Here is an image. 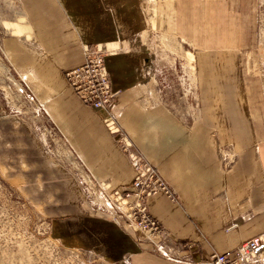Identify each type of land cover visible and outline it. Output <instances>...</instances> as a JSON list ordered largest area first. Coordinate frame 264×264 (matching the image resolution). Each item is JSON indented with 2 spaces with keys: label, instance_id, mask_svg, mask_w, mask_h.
I'll use <instances>...</instances> for the list:
<instances>
[{
  "label": "crops",
  "instance_id": "crops-1",
  "mask_svg": "<svg viewBox=\"0 0 264 264\" xmlns=\"http://www.w3.org/2000/svg\"><path fill=\"white\" fill-rule=\"evenodd\" d=\"M14 1L24 23L10 22L22 34L7 39V56L45 105L39 118L45 131L43 146L23 127L8 139L22 153L38 151L41 158L21 163L38 173V195L45 196L50 219L68 222L78 233L57 238L61 244L108 264H211L213 252L233 254L244 240L264 234V123L241 76L243 0H165L159 20L150 10L159 0ZM148 15L163 32L175 21L177 34L195 48L204 124L175 113L167 97L155 101L168 89L154 49L146 45L147 25L153 23ZM95 43L112 48L105 61L116 92L113 116L175 193L148 199L150 214L169 233L163 243L170 257L103 211L88 212L80 204L83 195L97 196L91 182L125 189L135 175L118 134L67 80V71L84 63V45ZM43 148L54 150V164L67 167L60 168L69 175L50 168Z\"/></svg>",
  "mask_w": 264,
  "mask_h": 264
},
{
  "label": "rangeland",
  "instance_id": "rangeland-1",
  "mask_svg": "<svg viewBox=\"0 0 264 264\" xmlns=\"http://www.w3.org/2000/svg\"><path fill=\"white\" fill-rule=\"evenodd\" d=\"M163 1L165 3V0H159L158 6L150 9L158 20L163 15ZM148 17L153 23L147 25L146 45L154 49L153 57L158 60L163 87L168 89L157 93L155 96H161L155 101L167 97L175 113H180L191 124H204L206 108L195 48L177 34L175 21H172V29L163 32L159 30V22L157 25L154 18ZM6 22L24 23L20 5L14 0H0V264H108L87 250L71 249L70 245L60 243L57 238L78 236V233L76 230L71 232L68 222L50 219V212L45 211L47 200L38 195V173H28L32 167L21 163L41 158L38 151L31 149L22 153L11 148L13 142L8 138L22 127L35 143L44 145L45 129L39 125V118L41 112H45V105L23 83L8 60L7 39L22 32L10 28ZM241 25V76L253 107L260 111L259 117L264 123V0L242 1ZM163 87H158L157 92ZM53 151L52 148L42 151L50 168L67 175L63 170L67 167L54 164ZM26 177H33V180H26ZM79 185L87 188L85 181ZM83 196L80 201L85 205L80 204L85 211L98 209L100 213L104 210L99 196L89 195L85 199Z\"/></svg>",
  "mask_w": 264,
  "mask_h": 264
},
{
  "label": "built area",
  "instance_id": "built-area-1",
  "mask_svg": "<svg viewBox=\"0 0 264 264\" xmlns=\"http://www.w3.org/2000/svg\"><path fill=\"white\" fill-rule=\"evenodd\" d=\"M101 43L84 45V63L67 71L68 83L80 100L93 107L112 133L118 134L121 149L128 156L135 171L129 187H111L104 181L91 182L102 200L104 214L123 227L131 228L139 236L153 243L156 251L172 256L163 243L168 238L167 229L153 217L148 209V199L160 192L175 198L167 180L138 145L124 132L111 112L114 96L111 76L105 61L111 51ZM96 190V189H95ZM96 196V197H97ZM211 264H264V234L244 240L233 254L213 252Z\"/></svg>",
  "mask_w": 264,
  "mask_h": 264
},
{
  "label": "bare ground",
  "instance_id": "bare-ground-1",
  "mask_svg": "<svg viewBox=\"0 0 264 264\" xmlns=\"http://www.w3.org/2000/svg\"><path fill=\"white\" fill-rule=\"evenodd\" d=\"M6 25L9 26L10 28L13 27V26H20V25H18V24H12V23H10V22H6ZM20 28H22V27L20 26ZM191 53H192V52H191ZM190 55H191V54H190ZM191 57H193V56H191Z\"/></svg>",
  "mask_w": 264,
  "mask_h": 264
}]
</instances>
